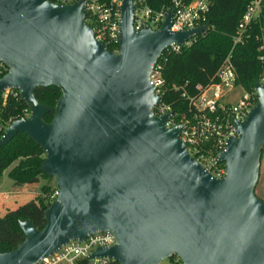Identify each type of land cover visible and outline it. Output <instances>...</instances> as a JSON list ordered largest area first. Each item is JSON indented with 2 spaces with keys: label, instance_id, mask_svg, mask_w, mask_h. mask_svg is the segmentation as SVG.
<instances>
[{
  "label": "water",
  "instance_id": "obj_1",
  "mask_svg": "<svg viewBox=\"0 0 264 264\" xmlns=\"http://www.w3.org/2000/svg\"><path fill=\"white\" fill-rule=\"evenodd\" d=\"M0 0V61L9 72L0 93L19 91L30 115L0 139L19 133L46 153L41 171L55 179L56 199L46 225L20 220L25 240L0 253V264H38L71 241L111 231L117 243L87 258L119 264H264V200L256 194L264 153V88L235 124L213 176L190 154L184 126L158 116L163 101L150 74L162 53L202 34L209 24L173 32V11L161 27L133 26V0L121 5L119 52L95 38L85 4ZM58 87L55 107L38 88ZM53 112L51 122L45 115Z\"/></svg>",
  "mask_w": 264,
  "mask_h": 264
},
{
  "label": "trees",
  "instance_id": "obj_2",
  "mask_svg": "<svg viewBox=\"0 0 264 264\" xmlns=\"http://www.w3.org/2000/svg\"><path fill=\"white\" fill-rule=\"evenodd\" d=\"M109 1L101 0L103 3ZM251 1L209 0V9L206 13L208 29L192 39L190 44L182 46L180 51L167 49L162 53L157 63L164 80L162 103L170 108L171 120L174 123H182L185 117L189 116L188 98L198 95L197 86H208L217 80V71L229 55L238 74V84L247 91L254 90L255 83L264 70V64L260 59L262 54L260 47L264 37V2L260 19L248 26L242 41L235 42L238 26ZM149 3L152 7L160 9L169 6L170 0H149ZM86 21L89 26L94 27L88 17ZM109 51L113 52L114 47L109 46ZM61 94V90L56 86L36 90L38 101L51 107H55ZM28 113L27 104L19 96H10L5 103L0 98V125L11 119L20 120L27 117ZM53 117L54 114L51 112L45 115L44 120L51 122ZM45 156L46 153L41 146L29 136L19 133L7 145L0 147V177L5 169L17 162L9 176L22 185V189L28 188L26 185L36 178L52 179L41 171ZM56 191V186L41 184L34 199L14 209L7 208L3 211L0 216V253L14 250L25 240L20 220H29L40 230L45 227L44 213L56 199L54 197ZM1 203L4 207L7 206L3 200ZM175 258L177 257L171 260ZM78 264L90 263L83 258Z\"/></svg>",
  "mask_w": 264,
  "mask_h": 264
},
{
  "label": "built area",
  "instance_id": "obj_3",
  "mask_svg": "<svg viewBox=\"0 0 264 264\" xmlns=\"http://www.w3.org/2000/svg\"><path fill=\"white\" fill-rule=\"evenodd\" d=\"M80 0H58L62 4H74ZM123 0H110L103 3L101 0H87L85 4L86 19L93 24L95 38L104 43L108 50L114 47V53L119 52L121 5ZM264 0H252L238 26L235 42L244 39L248 26L260 19ZM134 20L136 31H141L147 26L157 30L166 20L169 10L173 11V32L185 31L206 25V13L209 9V0H170L169 6L156 9L149 0H133ZM194 39V38H193ZM260 47V59L264 64V37ZM189 40L183 45L175 44L168 49L180 51L181 47L190 44ZM9 67L0 61V80L7 75ZM155 86V93L162 96L164 80L160 68L156 64L150 74ZM216 81L208 86H197L198 95L188 98V114L182 123L176 124L171 119L168 127L184 126L182 139L192 156H194L208 172L217 178L225 175V163L219 160L225 151L228 140L236 136L235 124L243 122L251 109L257 104L258 96L254 88L247 91L238 84V74L230 55L225 59L216 74ZM264 88V70L258 80ZM240 89V91L238 90ZM10 96H19L16 89H6L0 93V98L5 103ZM21 98V97H20ZM158 116L166 115L170 108L163 103L155 106ZM27 117L30 115L28 109ZM20 119V120H22ZM17 121V120H14ZM12 119L0 125V139L5 131L14 122ZM58 191L54 197H57ZM117 243L115 234L111 231L98 232L89 235L84 241H71L56 253L43 259L38 264H78L80 259H86L97 248H109ZM114 262L109 258L94 259L90 264H109Z\"/></svg>",
  "mask_w": 264,
  "mask_h": 264
},
{
  "label": "rangeland",
  "instance_id": "obj_4",
  "mask_svg": "<svg viewBox=\"0 0 264 264\" xmlns=\"http://www.w3.org/2000/svg\"><path fill=\"white\" fill-rule=\"evenodd\" d=\"M238 90L240 91V89ZM17 164L18 163L16 162L5 169L0 177V193H7V195H3V198L0 196V216L7 208L14 209L19 205L34 199L35 193L39 192V185H41V179L39 178L30 181V183L26 185L28 186L26 189H22V185L10 178L9 173ZM42 185H50L54 187L56 186L55 179L42 178ZM22 190L25 191L21 192ZM256 194L259 198L264 200V156L262 158L260 179L256 188ZM1 200L6 203V207L2 205ZM161 264H181V262L178 258H175L173 261L171 259L164 260Z\"/></svg>",
  "mask_w": 264,
  "mask_h": 264
},
{
  "label": "crops",
  "instance_id": "obj_5",
  "mask_svg": "<svg viewBox=\"0 0 264 264\" xmlns=\"http://www.w3.org/2000/svg\"><path fill=\"white\" fill-rule=\"evenodd\" d=\"M41 181H42V180H41ZM41 184H42V183H41ZM0 194L3 196V195H6L7 193H6V194H4V193H0Z\"/></svg>",
  "mask_w": 264,
  "mask_h": 264
},
{
  "label": "flooded vegetation",
  "instance_id": "obj_6",
  "mask_svg": "<svg viewBox=\"0 0 264 264\" xmlns=\"http://www.w3.org/2000/svg\"><path fill=\"white\" fill-rule=\"evenodd\" d=\"M173 258H174V257H173ZM173 258H172V259H173Z\"/></svg>",
  "mask_w": 264,
  "mask_h": 264
}]
</instances>
